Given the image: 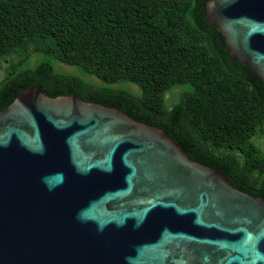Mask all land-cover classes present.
<instances>
[{
    "label": "water",
    "instance_id": "water-1",
    "mask_svg": "<svg viewBox=\"0 0 264 264\" xmlns=\"http://www.w3.org/2000/svg\"><path fill=\"white\" fill-rule=\"evenodd\" d=\"M205 18L264 85V0ZM0 264H264V198L165 130L32 87L0 112Z\"/></svg>",
    "mask_w": 264,
    "mask_h": 264
},
{
    "label": "trees",
    "instance_id": "trees-1",
    "mask_svg": "<svg viewBox=\"0 0 264 264\" xmlns=\"http://www.w3.org/2000/svg\"><path fill=\"white\" fill-rule=\"evenodd\" d=\"M207 1L0 0V112L32 87L118 108L264 198V85L229 58Z\"/></svg>",
    "mask_w": 264,
    "mask_h": 264
},
{
    "label": "rangeland",
    "instance_id": "rangeland-1",
    "mask_svg": "<svg viewBox=\"0 0 264 264\" xmlns=\"http://www.w3.org/2000/svg\"><path fill=\"white\" fill-rule=\"evenodd\" d=\"M63 70L67 71V72H73L72 69L68 68V67H63ZM4 72L0 71V80L4 77ZM130 90L133 92V93H136V94H139V90L136 86H132L130 85L129 86ZM165 100H166V104L168 106H171L172 105V102H171V99H170V95L167 94L166 97H165ZM258 145H260L263 149H264V137L262 139H260L258 141Z\"/></svg>",
    "mask_w": 264,
    "mask_h": 264
},
{
    "label": "flooded vegetation",
    "instance_id": "flooded-vegetation-1",
    "mask_svg": "<svg viewBox=\"0 0 264 264\" xmlns=\"http://www.w3.org/2000/svg\"><path fill=\"white\" fill-rule=\"evenodd\" d=\"M170 99H171V101H172V96H170Z\"/></svg>",
    "mask_w": 264,
    "mask_h": 264
}]
</instances>
